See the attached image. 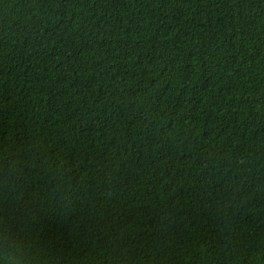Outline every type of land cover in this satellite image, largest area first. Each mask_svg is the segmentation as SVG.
Instances as JSON below:
<instances>
[{
    "label": "trees",
    "instance_id": "16d2710c",
    "mask_svg": "<svg viewBox=\"0 0 264 264\" xmlns=\"http://www.w3.org/2000/svg\"><path fill=\"white\" fill-rule=\"evenodd\" d=\"M0 264H264V0H0Z\"/></svg>",
    "mask_w": 264,
    "mask_h": 264
}]
</instances>
